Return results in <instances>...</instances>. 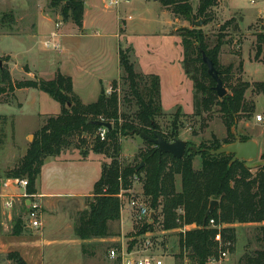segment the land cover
I'll return each instance as SVG.
<instances>
[{
    "label": "rangeland",
    "instance_id": "374dc122",
    "mask_svg": "<svg viewBox=\"0 0 264 264\" xmlns=\"http://www.w3.org/2000/svg\"><path fill=\"white\" fill-rule=\"evenodd\" d=\"M238 1L242 9L249 12V16H256V12L261 10V5H251L247 0ZM191 3L194 9L198 8V0H191ZM84 7L83 26L79 27L70 12L62 11V5L54 6L52 0H0V60H2V68L8 72L10 79L33 78V75L36 74L46 79H52L58 67H61L62 71L72 70L75 74L77 73L72 63L61 59L62 48L59 37L55 40L56 48L46 45V41L51 40L52 32L56 30V23L61 19L63 25L57 29L60 36L76 37L77 35L91 34L88 41L79 44L81 49L86 46L83 49L84 58L89 56L88 50L92 54L94 49L100 51L102 48L92 36L96 31L100 30L103 33L106 42L104 47L108 48L114 45L113 33L117 32L120 36L121 48H131L133 54L137 55L139 65L142 67L141 69L138 66V70L144 75H150L149 72L158 74L162 80L164 115L157 118V123L163 134L167 136L177 134L181 139L187 138L190 144L195 145L197 149L202 143L209 145L214 138L219 140L222 145L226 140L235 141L218 106H215L210 112L198 114L201 109H197L196 97L200 100L201 94L196 92L193 79L185 72L181 37V29L192 28L194 26L192 22L187 20L182 23L185 26H182L173 13L172 15L159 16V3L155 0H132L129 4H123L121 10L105 6L102 0H86ZM128 12L132 14V18L134 16L132 20L130 16L128 17ZM210 14L211 22L204 24L201 28L207 33L211 46L215 45L218 36L223 38L224 45L219 54V63L223 76H227V79L229 77V80H225L224 86L230 92V84H235L238 81L249 83L250 88L246 91V97L256 104L252 116L242 118L237 127L233 126L231 129L233 134L236 131L242 139H254L259 143L258 158L247 162L255 173L259 166L264 164V160L261 159L264 154V122L257 121L258 115L264 117V92L258 93L255 90L257 82H264V62L261 58L259 60L255 58L258 35L264 34V30L258 26L257 22L253 23L250 20L244 22L241 10L224 14L222 0L210 10ZM126 30L132 34L129 37L132 43L127 42ZM137 33L142 35L133 36ZM132 57L135 58L133 55ZM27 65L30 68L29 74L24 71ZM1 70L0 68V83L8 79L2 75ZM109 91L111 92V87ZM106 93L108 92L106 91ZM128 93L129 86L126 82L121 81V111L127 115H133L137 108L133 103L129 104L123 100ZM92 98L93 96H86V103H93ZM0 105H3L0 108V116L8 117L5 124L0 120V130H2L0 137L4 136L3 139H0L2 141L0 142L1 190L3 181L10 178L7 177L9 171L19 164L27 153L29 145L35 140L36 133L42 127L44 119L50 113H59L61 105L49 94L39 89H31L30 92L20 91L16 95V99ZM121 143L122 150L119 160L123 164H136L141 161L140 152L151 147L138 134L122 137ZM68 152L74 155H68ZM67 153L63 157L79 156V151L75 149L67 151ZM94 154L98 159L88 161L85 166L79 169L72 168L68 164V166L54 167L51 160H47L43 176L46 192L68 196L92 190L102 174L103 164L110 163L112 160L108 155ZM193 165L195 169L201 168V155L195 156ZM176 188L177 190L181 189V179L178 177L176 178ZM7 192L19 193L15 187H9ZM131 196L145 202L152 210L151 201L144 195L140 181L134 182ZM41 201L44 207L45 202L42 198ZM159 202L161 203V200ZM160 203L155 210L152 231L139 234V229L146 223V220L138 219L131 211H124L121 213V220L126 219V223L123 224V232L121 221V229L117 231L119 235L94 238L84 242L87 254H81L78 252V248H71L67 258L68 264H121L119 260L111 259L109 252L113 248L121 249L123 246L129 249H145L162 257L165 264H177L176 255L180 251L179 233L190 229L191 226L180 230L163 231ZM24 208L23 202L18 198H16L12 210L0 208V264L9 263L7 254L16 251V248H21V243L12 241L14 236L24 238L37 234L35 231L23 230L20 235L13 234L17 219L21 218L25 221ZM85 208L86 197L59 199L57 205L52 206L51 210L46 208V212L55 216H64L62 218L66 222L65 225L71 226V224H75L79 212ZM62 218L58 217L60 223L63 222ZM58 219L54 217L51 223L55 222L56 225ZM259 227L260 224L256 223L238 226L236 240L231 246L233 248L227 247V256L210 264H241V259L246 252H254L262 248V243L258 240ZM32 264L35 263L32 262Z\"/></svg>",
    "mask_w": 264,
    "mask_h": 264
},
{
    "label": "trees",
    "instance_id": "16d2710c",
    "mask_svg": "<svg viewBox=\"0 0 264 264\" xmlns=\"http://www.w3.org/2000/svg\"><path fill=\"white\" fill-rule=\"evenodd\" d=\"M218 1L200 0L195 12L190 0H160L161 4L176 16L190 22L203 19L204 24L211 22L210 10ZM52 4L57 7L62 5V11L70 12L75 23L79 27L83 26V1L52 0ZM181 37L185 72L193 79L196 92L201 94L200 100L196 97L197 109H201L198 114L210 112L218 106L235 140L232 127H237L242 118L251 117L255 111L256 104L246 98L250 84L243 81L230 84L231 91L220 98L215 90L216 81L209 75L208 67L203 61L202 51L214 61L225 83L229 77L227 79V76H223L219 63V54L224 45L223 38L218 36L215 45L211 46L207 33L195 26L182 28ZM256 46L255 58H261L264 62V34L258 35ZM120 66L122 74L118 80L113 81L111 92L108 94L102 89L98 100L89 104L84 103L75 93L72 78L59 70L50 80L35 75L33 78L13 81L2 68V75L8 79L0 83V104L16 99L18 90L39 89L61 105L58 115H49L44 119L27 153L19 164L9 171L7 177L26 176L29 180V192L37 193L36 182L47 157H56L73 149L78 150L83 158H87L91 152L108 155L112 158L111 162L103 164L102 174L94 185L93 195L86 198V208L79 212L75 220L76 236L81 240L112 236L110 223L121 219L119 194L123 192L125 196L130 197V190L138 177L154 212L161 200L163 231L194 226L179 233L180 251L176 255L177 264H208L211 257L219 258L226 250V241L234 244L235 224L264 223V164L254 173L246 161L231 164L232 154L212 155L208 150L231 143L226 140L222 145L216 138L209 145L202 143L197 152L188 150L183 158L160 154L156 147L146 140L151 147L140 152L141 161L136 164H123L119 160L122 137L134 135L137 130L149 135L158 132L169 141L179 137L177 134L167 136L159 130L157 118L164 115L160 76L154 73L144 75L138 71L132 60L131 48H120ZM26 69L28 70V67ZM121 81L129 86V93L123 100L129 104L133 103L137 108L133 115L121 111ZM255 90L263 93L264 82H257ZM0 120L5 124L8 117L0 116ZM95 121L112 124L104 138L100 136L101 127ZM13 126L12 121V129ZM2 137L0 139H3ZM188 144L193 145L190 141ZM197 155L202 157V167L199 170L193 165ZM261 159L264 160V154ZM178 175L182 180L181 191L176 188ZM212 200H218V204L205 221V214ZM210 219L215 220V226L210 224ZM24 227L23 219H17L13 234L20 235ZM153 228L154 221L146 222L139 229V234L152 231ZM258 231L262 248L246 252L241 264H264V224L260 225ZM82 249L84 253L87 252L85 244ZM7 260V264H28L18 251L9 252Z\"/></svg>",
    "mask_w": 264,
    "mask_h": 264
},
{
    "label": "crops",
    "instance_id": "0c3cea01",
    "mask_svg": "<svg viewBox=\"0 0 264 264\" xmlns=\"http://www.w3.org/2000/svg\"><path fill=\"white\" fill-rule=\"evenodd\" d=\"M155 1L159 3V7H158L159 16L161 15L162 17V16H166L167 14L172 15V12L166 9L161 4L160 1L158 0H155ZM199 1L200 0H198V5H199ZM220 1L221 0H219L218 2ZM222 8L224 10V14H231L232 12H238L239 10H241V14L244 17V22L249 21V20L252 21L253 23L257 22L259 23L258 26L262 30H264V25L259 20V12H256L257 13L256 16L254 15L249 16L248 14L249 12L242 9L238 0H222ZM194 11L196 12L197 8L194 9ZM173 15L178 19L181 25L182 23H185L187 21L183 17L176 16L175 14ZM129 16L131 17V20L134 18V16L132 18L131 13H129L128 17ZM180 18L183 19V21H180L181 20ZM182 26H185V24H183ZM127 30H128V25H127ZM127 30L125 34L126 39H128L127 42L132 43L131 38H129L132 34L129 33ZM140 35L142 34L137 33V34H134L133 36H140ZM63 36L64 35H61L59 37V39H61L60 44L62 48V51L60 52V55H61L60 57L65 62L72 63L74 66V70H76L77 73L75 74V72L72 70L69 72L64 71V70L62 71L61 67H58L56 71L59 70L64 75L70 76L72 78L74 91L80 96V98L82 99L84 103H86V96H93L92 98L93 102H96L102 92V89H105L109 93L110 92L109 90H110V87L113 81L118 80L122 74V70L120 66V48H121L120 36L117 34V32H114L113 36L115 38V43L112 47L108 48V47H104L106 42H105V37H103V33H101L100 30L96 31V33L93 34L92 36L94 40L97 41V43H99L100 45L99 47H102V48L100 51H98L97 49H94V53L92 54L88 50L89 56H86L85 58L83 55L84 54L83 49L86 46H84L83 49H81L79 47V44L85 43V41H88V38L91 36V34L77 35L76 37L75 36H64L63 37ZM132 55L135 56L134 59L132 57V60L135 62L136 68L138 70V66H140L138 62V57L137 55L133 54V51H132ZM80 60L81 62H79ZM13 64H15V62H13ZM26 67H28V70L26 69ZM24 71L26 74L30 73V68L28 65L25 66ZM56 73H54L53 78L56 76ZM149 73H152V72H149ZM34 76L35 75H33V77ZM37 76L44 78L43 76H40V75H37ZM76 76L78 79L76 78ZM24 79H29V78H24ZM18 80H22V79H18ZM24 90H26L27 92L31 91V89L18 90L16 91V95L18 94V92L24 91ZM161 95H162V102H163L162 80H161ZM86 104H89V103H86ZM1 107H3V105H0V108ZM59 113H50L49 115H58ZM185 140L189 141V139L187 138H185ZM66 153L67 151L63 152L62 154L56 157H47L44 161V165L42 167L41 173L36 182L37 194L41 196L46 206V207L45 206L43 207L42 227L39 229H34L31 227H24L23 231H29V232L35 231L37 234L30 236V237H24V238H20L22 236H14L15 238L14 240H12V241H18L19 243L22 244L21 248H16V249L14 248V249L22 255V257L27 261L28 264H32V262L35 264H68L67 258L69 257L68 255L70 253L71 248H76V249L78 248L79 249L78 252H80L81 254L88 253V251L84 253L83 249H81L83 246L82 244H84V242H86L87 240H81L80 238L76 236V234L74 233L73 224H71V226H67L65 225L66 223L65 220L62 218L64 216H61V215L55 216L52 213L46 212V208L47 210H51L52 206L57 205V203L59 202V199H71V198H83V197L87 198L93 195L94 186L92 190L86 193H79V194H73V195L69 194L68 196L63 195V194L46 192L45 190L46 188H44L45 182H43L44 180L43 176H44L45 165H46L47 160H51L52 162L51 164L54 167L59 166V165H66V166L69 165L72 168L79 169L85 166V163H87L88 161H93L94 159H98L96 157L97 155H95L93 152H91L87 158H83L80 152H79L78 157L65 158L63 156L66 155ZM67 154L71 156L74 155V154H71L70 152H68ZM177 177L181 179V176L178 175ZM54 179L56 181V178ZM181 190H182V180H181V189L178 191H181ZM54 217H56L57 219L58 217L62 218L63 222L60 223V220L58 219L56 221V225H55V222L51 223V220ZM121 221H122V232H123V224L126 223V219L123 218L122 220L120 219L118 221H114L110 223V228H111L110 231H111L112 236L119 235L117 231L121 229ZM256 224L263 225L264 223H256ZM244 225L246 224L238 223V224H235V227L238 228V226H244ZM193 227L194 226H191L190 228H193ZM16 237L18 238L16 239Z\"/></svg>",
    "mask_w": 264,
    "mask_h": 264
},
{
    "label": "built area",
    "instance_id": "2783aa9c",
    "mask_svg": "<svg viewBox=\"0 0 264 264\" xmlns=\"http://www.w3.org/2000/svg\"><path fill=\"white\" fill-rule=\"evenodd\" d=\"M85 3L86 0H81ZM104 5L119 10L123 4H129L132 0H102ZM251 5L257 6L261 5V10L259 12V20L264 25V1L263 0H247ZM63 25V20L61 19L56 23V30L52 32L51 40L46 41V45L57 47L55 40L60 37V33L57 29L61 28ZM258 122H264V117L262 115L257 116ZM107 128L101 127L99 133L102 138L107 134ZM135 181H139V178L136 177ZM0 190V208L12 210L16 203V198L24 204L25 209V227H31L34 229H39L42 227L43 219V205L41 201V196L37 193H31L28 190L29 180L27 178H8L5 179L2 183ZM9 187H15L19 191L18 194L9 193L7 189ZM131 193V190H130ZM121 199V213L124 211H131L133 214L140 220H146V222H151L152 210L149 206L138 198L130 196L127 197L122 193L119 194ZM210 224L215 226V220L210 219ZM224 245L227 247L232 246V242L226 241ZM227 251L224 250L219 258L211 257L208 263L217 262L223 257L227 256ZM111 259H117L121 264H165L163 258L158 256L154 252H148L138 249H129L123 246L121 249L113 248L109 252ZM188 264V263H186Z\"/></svg>",
    "mask_w": 264,
    "mask_h": 264
},
{
    "label": "water",
    "instance_id": "95a60500",
    "mask_svg": "<svg viewBox=\"0 0 264 264\" xmlns=\"http://www.w3.org/2000/svg\"><path fill=\"white\" fill-rule=\"evenodd\" d=\"M192 24L201 28L204 25V20H193ZM203 61L208 67L209 75L216 81L215 90L220 98L224 97L228 90L224 86L223 80L221 79L218 70L215 67L214 61L207 56V54L202 51ZM0 68L2 69V60H0ZM95 123L107 129L112 128V124L104 121H95ZM136 134L140 135L143 139L151 142L157 149L160 154H171L175 158H183L188 150L197 152L198 149L195 145H189L188 141L185 139H175L169 141L164 136L158 132H154L153 135H149L146 132L137 130ZM235 141L228 143L219 147L218 149L208 150L212 155H221V154H232L233 158L231 164L236 161H246L251 162L258 158L259 156V143L254 139L243 140L236 131H234ZM144 163H142L143 165ZM218 204V200H212L209 208L205 214V221L212 214ZM155 220V212L151 214V222Z\"/></svg>",
    "mask_w": 264,
    "mask_h": 264
}]
</instances>
